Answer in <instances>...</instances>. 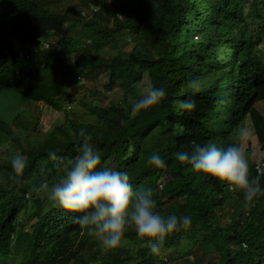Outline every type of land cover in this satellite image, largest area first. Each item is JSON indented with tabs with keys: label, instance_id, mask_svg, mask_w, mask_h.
Here are the masks:
<instances>
[{
	"label": "trees",
	"instance_id": "16d2710c",
	"mask_svg": "<svg viewBox=\"0 0 264 264\" xmlns=\"http://www.w3.org/2000/svg\"><path fill=\"white\" fill-rule=\"evenodd\" d=\"M79 4L75 16L73 8L67 13L35 0H0V93L3 87L13 88L25 99L63 111V121L44 141H24L18 129L0 118V145H9L27 160L23 176L16 177L11 165L15 154L5 156L0 146V264H129L133 259L123 246L103 248L74 223L73 217L81 214L42 199L47 193L43 185L50 188L67 167H55L48 153L74 160L81 128L91 134L101 167L127 172L134 190L150 188L162 215L192 218L188 229L166 238L164 248L187 238L201 250L209 246L210 264H264V195L246 208L241 192L229 191L226 183L176 159V153H191L196 144L227 147L247 118L260 154L264 153V0H79ZM82 8L89 11L80 15ZM69 21L90 32L85 45L69 33ZM193 32L199 36L192 38ZM123 33L127 41L133 38L128 50L114 43ZM43 36L54 40L51 58L39 49ZM28 42L36 49L35 60L44 55L46 64L17 66ZM110 42L116 51L105 49ZM57 59L83 79L79 88H84L87 68L106 74L101 90L94 91L97 104H82L94 121L70 117L74 111H65L63 101L71 98L75 87L66 89L53 71ZM29 60L34 63L33 57ZM144 73L147 87H163L166 96L160 105L133 116L124 103ZM195 79L200 88L193 96L189 84ZM49 81L56 83L52 91L46 90ZM113 88L121 89V99L101 103L103 93ZM88 94L85 90L82 97ZM185 99L195 100L193 111L178 107ZM152 153L161 156L164 167L147 163ZM255 161H250V176H259L264 189V174L256 172ZM124 237L142 243L132 227ZM137 255L139 261L133 264H154L147 247L137 248Z\"/></svg>",
	"mask_w": 264,
	"mask_h": 264
},
{
	"label": "clouds",
	"instance_id": "9594fccd",
	"mask_svg": "<svg viewBox=\"0 0 264 264\" xmlns=\"http://www.w3.org/2000/svg\"><path fill=\"white\" fill-rule=\"evenodd\" d=\"M53 44L54 40L49 36H43L39 49L48 51L51 58ZM23 47L17 65H22L19 64L21 61L31 62L29 60L31 57L33 62L35 61L36 49L33 44L28 42ZM29 67L30 64L25 69ZM189 86L194 96L199 91L200 81L192 80ZM165 96L166 90L163 87L149 85L140 98L132 103V115L160 105ZM178 107L191 112L196 107L195 100H182ZM1 119L9 123L7 119ZM78 135L81 139L77 144L78 154L74 160H66L55 152L48 153L50 160L55 162V167L60 168L64 165L67 167L64 168L62 178L58 182L53 183L50 188L47 183L43 187L48 198L56 205L68 212L81 214L73 217V222L94 236L103 248L111 250L121 246L126 230L132 227L142 245L147 247L151 254L158 255L170 234L191 226L192 218L188 215L165 216L157 211L152 190L150 188L134 190L127 172L101 167V156L91 143V134L81 128ZM249 140L248 128L241 127L236 132L234 142L227 147L217 146L215 143L205 146L196 144L191 153L187 151L176 153V159L181 163H187L198 173L226 183L229 191L241 192L247 208L258 196L264 195L259 176H250L249 156L244 147V143ZM147 163L156 168L165 166V161L157 153H152ZM11 165L16 177H22L27 160L22 154L17 153L12 157ZM255 166L257 173L264 174V153L256 159Z\"/></svg>",
	"mask_w": 264,
	"mask_h": 264
},
{
	"label": "rangeland",
	"instance_id": "374dc122",
	"mask_svg": "<svg viewBox=\"0 0 264 264\" xmlns=\"http://www.w3.org/2000/svg\"><path fill=\"white\" fill-rule=\"evenodd\" d=\"M37 3L43 4L47 6L52 11L59 12H69V8L74 9L75 11L78 7H80L79 0H35ZM117 3L121 0H115ZM202 6V12L204 11V3ZM114 11L118 13V6L113 7ZM85 9V8H83ZM86 10V9H85ZM89 11V10H87ZM205 19L206 17L202 16V28L205 29ZM107 23H110V19L105 18ZM195 25V24H194ZM193 25V26H194ZM66 28L69 30V33L76 38L82 45H85L89 41L90 32L80 25L79 22L69 21L66 24ZM126 33L118 35L116 40L114 41L118 47L123 50H128L133 42V38L131 41H127ZM125 36V37H124ZM199 36L198 33L193 32L192 38ZM114 43L111 42L106 45V48H109L111 51H116L118 47L114 46ZM79 54V51H76L75 56ZM105 56L108 55L106 51H103ZM223 58V57H222ZM33 64L34 66L41 67L43 64H46V57L44 55H38L34 63L30 61H21L17 65L19 67L28 68L29 64ZM36 71V70H33ZM55 74L57 73L58 78L64 81L65 88L75 87L71 98L63 101V107L65 111L69 109L70 117L75 116L77 118L81 117V120H90L88 113L84 111L83 103H87L89 105H95L98 102L97 96H94L95 90H101L103 83L106 80V74L102 72H94L89 71L87 68L85 72H88L87 79L85 80L84 88H79L77 85L76 75L69 68H67L61 60L57 59L56 68H53ZM83 80V79H82ZM148 77L146 73L142 75V79L135 83V92L127 96V103H124L125 107L131 113V105L137 99L140 98L141 94H143L147 89ZM56 87V83L54 81H49L46 84V90L52 91ZM85 90L89 91L88 97L85 99L82 97L83 92ZM106 92V91H105ZM103 93L101 96V103L105 104L108 101H119L121 99L122 91L119 88H113L109 90L108 93ZM66 101L70 103V107H67ZM261 107L264 109V102L261 104ZM63 111H53L49 107H47L44 103L35 102L32 100L25 99L22 94L12 88L5 87L2 89L0 94V118H5L11 123L16 129H18V134L21 135L23 140L27 139H36L38 141H44L45 135L52 129L55 124H58L63 121ZM132 114V113H131ZM94 121V119L90 120ZM244 127H247L250 133V140L244 143V147L246 149V153L249 156V161L257 159V156L260 155L259 143L255 139L254 130L250 123V119L247 118L244 122ZM2 145V146H1ZM1 148L5 152V156L9 154H15L16 150L10 147L9 145H3L1 143ZM249 151V152H247ZM4 157V156H3ZM34 189V187H33ZM49 199L48 194L46 193L43 198ZM42 204H45L43 202ZM121 246L125 247L129 252H131L133 259L129 261V264H133V262H138L139 257L137 255V248H140L142 243H131L125 237L122 241ZM209 246L201 247L199 245H192L190 239L182 238V241L175 245H168L163 248L158 255H154V264H210L212 252H208ZM196 253V255H195Z\"/></svg>",
	"mask_w": 264,
	"mask_h": 264
},
{
	"label": "built area",
	"instance_id": "2783aa9c",
	"mask_svg": "<svg viewBox=\"0 0 264 264\" xmlns=\"http://www.w3.org/2000/svg\"><path fill=\"white\" fill-rule=\"evenodd\" d=\"M91 10L94 11L95 9L93 8ZM86 11L87 10H85V9H81L80 10V14L84 15L86 13ZM45 46H47V43H45ZM76 79H77L78 83H82L83 82L82 78L79 75H76ZM66 105H67V107H70V103L69 102H67ZM89 264H90V262H89Z\"/></svg>",
	"mask_w": 264,
	"mask_h": 264
}]
</instances>
